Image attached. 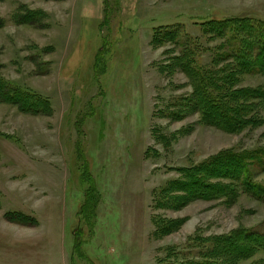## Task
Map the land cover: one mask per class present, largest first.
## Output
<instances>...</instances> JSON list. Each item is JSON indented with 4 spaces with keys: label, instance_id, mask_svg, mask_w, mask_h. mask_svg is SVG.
I'll return each mask as SVG.
<instances>
[{
    "label": "rangeland",
    "instance_id": "1",
    "mask_svg": "<svg viewBox=\"0 0 264 264\" xmlns=\"http://www.w3.org/2000/svg\"><path fill=\"white\" fill-rule=\"evenodd\" d=\"M243 17L264 18V0H0V264H173V251L197 262L225 236L233 263L264 264L252 247L263 196L216 177L217 198L186 185L162 203L187 180L178 169L264 150L253 50L233 90L252 92L261 118L237 134L209 123L173 68L183 48L170 33L200 45L193 67L219 70L227 40L196 22ZM250 170L264 186V166Z\"/></svg>",
    "mask_w": 264,
    "mask_h": 264
},
{
    "label": "trees",
    "instance_id": "2",
    "mask_svg": "<svg viewBox=\"0 0 264 264\" xmlns=\"http://www.w3.org/2000/svg\"><path fill=\"white\" fill-rule=\"evenodd\" d=\"M200 27L205 29V32L213 37L226 38L227 42L224 44V54L219 57V60L226 61L225 66L219 70L200 67H193L196 64V55L200 52V45L194 39L180 36L176 31L170 33L175 41L183 48V56L175 59L173 68L175 66L181 67L184 71L189 73L191 82L194 86L195 93V107L198 105V111L202 112L204 116H213L214 118L209 122L216 128L230 134H237L252 125V122L260 120L258 110L259 104L251 106L248 99L253 93L247 95L242 90H233L236 83V76L232 71H237L240 68H248L251 66L247 53L252 51L253 58L259 68L256 70L250 69L254 75H264V18H229V19H203L196 22ZM169 35H161L160 39L165 38L169 40ZM254 48V49H252ZM234 61L232 64L231 61ZM214 62V61H213ZM100 60L96 61L95 67L100 64ZM197 65V64H196ZM214 65V63H213ZM195 66V65H194ZM215 66V65H214ZM235 68L232 70V68ZM247 71V72H249ZM260 88V87H258ZM262 89V88H261ZM17 91V90H16ZM258 96L256 99H264V90L255 89ZM18 94L17 92L15 93ZM27 96V95H26ZM31 99V100H29ZM38 94L26 97V100L37 102ZM197 105V106H196ZM188 109V108H187ZM179 114V113H178ZM262 165L264 166V150L248 151L247 153L236 152L234 150H227L215 156L209 161L189 168L183 167L178 171L187 179L185 181H173L170 187L164 189V199L162 203L167 204V208L172 205L168 201L175 200L173 196L178 189L191 185L193 188H206L211 191V194L206 200L217 198L214 192L218 191V183L213 180L217 178L229 180L231 182L237 181V185H241L246 193H250L257 198L264 197V186L253 182L251 178V167ZM83 169H80V171ZM81 182H87V172L81 171ZM92 182V179H88ZM176 186V188L174 187ZM234 187L231 186V192L222 196L234 197L236 192H233ZM239 197V196H238ZM200 198V197H198ZM197 198V199H198ZM160 206H164L163 204ZM176 204V203H174ZM174 207V205H173ZM157 226V225H156ZM169 226V225H168ZM248 235V234H247ZM200 237H196L192 244H194ZM232 236H225L218 239H207L203 244H209V248L199 253L201 261L192 262L184 258L181 251H173L169 258H181L173 264H235L233 259H237L227 252L233 248L234 240ZM252 245V244H251ZM264 234L256 238V244L253 245L254 250H264ZM232 246V247H231ZM203 249L204 245H203ZM239 258L238 261H240ZM237 261V262H238Z\"/></svg>",
    "mask_w": 264,
    "mask_h": 264
}]
</instances>
